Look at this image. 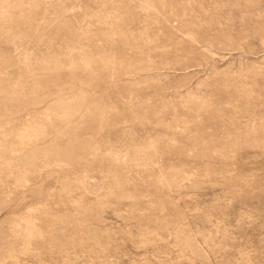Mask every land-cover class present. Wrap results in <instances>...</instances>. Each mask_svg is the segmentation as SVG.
<instances>
[{"label":"rangeland","instance_id":"rangeland-1","mask_svg":"<svg viewBox=\"0 0 264 264\" xmlns=\"http://www.w3.org/2000/svg\"><path fill=\"white\" fill-rule=\"evenodd\" d=\"M0 264H264V0H0Z\"/></svg>","mask_w":264,"mask_h":264}]
</instances>
